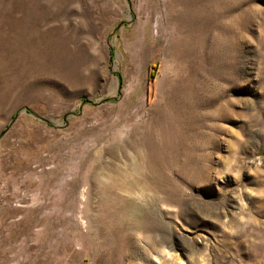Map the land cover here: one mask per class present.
I'll list each match as a JSON object with an SVG mask.
<instances>
[{
	"label": "rangeland",
	"instance_id": "1",
	"mask_svg": "<svg viewBox=\"0 0 264 264\" xmlns=\"http://www.w3.org/2000/svg\"><path fill=\"white\" fill-rule=\"evenodd\" d=\"M0 264H264V0H0Z\"/></svg>",
	"mask_w": 264,
	"mask_h": 264
},
{
	"label": "trees",
	"instance_id": "2",
	"mask_svg": "<svg viewBox=\"0 0 264 264\" xmlns=\"http://www.w3.org/2000/svg\"><path fill=\"white\" fill-rule=\"evenodd\" d=\"M122 79H121V77H120V81H121ZM122 83V82H121Z\"/></svg>",
	"mask_w": 264,
	"mask_h": 264
}]
</instances>
